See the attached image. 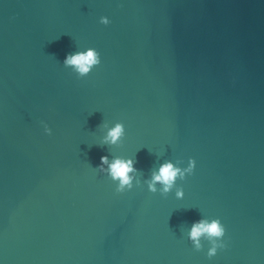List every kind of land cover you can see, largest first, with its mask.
I'll use <instances>...</instances> for the list:
<instances>
[{
    "label": "water",
    "instance_id": "1",
    "mask_svg": "<svg viewBox=\"0 0 264 264\" xmlns=\"http://www.w3.org/2000/svg\"><path fill=\"white\" fill-rule=\"evenodd\" d=\"M84 47L100 63L77 78ZM101 155L141 182L195 166L182 199L115 193ZM201 218L225 227L210 259ZM0 264H264V0H0Z\"/></svg>",
    "mask_w": 264,
    "mask_h": 264
},
{
    "label": "clouds",
    "instance_id": "2",
    "mask_svg": "<svg viewBox=\"0 0 264 264\" xmlns=\"http://www.w3.org/2000/svg\"><path fill=\"white\" fill-rule=\"evenodd\" d=\"M109 18L101 15L98 23L107 25ZM100 63V55L93 47H84L83 50H76L64 55L62 65L70 68L77 78L86 76L94 66ZM44 134H49L51 129L44 121H40ZM102 128L103 135L100 138L101 144L110 146L119 145L125 134L124 125L120 121H114L111 126L107 122L99 125ZM133 157H124L113 155L111 159L107 155L99 157V163L95 170L105 175L113 182L115 193H124L137 188H146L149 193H158L161 197H167L171 192L175 199H182L184 196L183 188L177 181H184L186 175H191L195 166L192 157H188L186 163L180 159H165L155 169L150 171L149 178L141 182L136 175L137 169L134 167ZM183 165V166H181ZM225 227L219 218H201L194 221L188 228L186 237L191 243L194 251H201L204 248L203 242L207 247L204 250L206 258H212L216 255L217 250L225 248Z\"/></svg>",
    "mask_w": 264,
    "mask_h": 264
}]
</instances>
